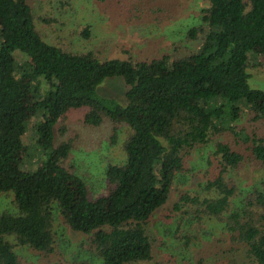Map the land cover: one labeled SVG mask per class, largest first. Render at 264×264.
Masks as SVG:
<instances>
[{"label":"trees","instance_id":"16d2710c","mask_svg":"<svg viewBox=\"0 0 264 264\" xmlns=\"http://www.w3.org/2000/svg\"><path fill=\"white\" fill-rule=\"evenodd\" d=\"M202 1L199 20L185 32L191 47L177 45L145 59L101 60L92 50L46 41L28 0H0V192L12 193L18 210L0 212V264H23L17 246L51 254L56 214L72 231L88 235L89 248L103 264L150 261L153 241L144 231L167 201L165 187L187 171L193 149L209 145L214 150L205 159L214 174L199 184L206 195L184 192L176 209L203 233L206 221L222 227L214 240L225 244L226 264H264V180L242 191L225 176L248 161L264 174V101L256 105L264 91L250 85L257 80L251 69L264 70V0ZM128 3L96 0L104 12L124 19L170 20L157 14L169 12L165 3L147 9ZM76 33L92 40L90 24ZM111 77L123 79L124 103L98 92ZM209 87L212 93L205 96ZM26 92L35 96L30 108L37 121L31 128ZM70 110L81 112L86 126L129 127L124 161L105 167L106 196L91 197L85 181L65 164L72 140L56 144V127ZM29 129L41 162L35 168L13 166ZM166 161L170 168L164 170ZM137 231L142 238L133 241Z\"/></svg>","mask_w":264,"mask_h":264},{"label":"rangeland","instance_id":"374dc122","mask_svg":"<svg viewBox=\"0 0 264 264\" xmlns=\"http://www.w3.org/2000/svg\"><path fill=\"white\" fill-rule=\"evenodd\" d=\"M117 1L121 4L127 3L128 6L130 0ZM134 1L142 9L154 6L158 2L165 3L169 12L157 14L169 17L170 20L157 24L147 22L148 16H144L143 21L124 19L122 16L115 15L116 11L104 12V9L96 5V0H28V3L36 16V28L46 41L64 45L73 51L92 50L101 60L127 56L133 59H145L162 51L171 50L177 45L183 48L191 47V43L185 40V32L199 20V13L205 7V2L202 0H144V5L142 0ZM86 23L91 25L93 34L89 42L78 37L76 33L78 27ZM263 71L261 74L256 69H251V73L257 80L256 83L250 84L253 88L262 91H264ZM38 83L35 82L36 85ZM39 86V91L44 89L43 85ZM97 90L100 94L115 98L120 103L125 102V84L121 77L106 78ZM211 93L212 88L209 87L204 95L208 96ZM32 97L35 98L32 92L23 94V99L28 106L26 119L29 128L33 127L37 121V117L33 115L30 108ZM263 101L259 98L256 105L262 104ZM243 122L244 120L240 121V123ZM128 133L129 127L123 122H118L116 125L104 122L99 126H86L82 121V113L75 110L68 111L65 119L58 123L56 144L72 140L73 146L65 164L85 181L91 197L107 195L105 167L110 163L124 161L122 144ZM113 134H116L115 137ZM35 139L29 129L23 138L24 145L18 149L11 162L13 166L35 168L41 162L40 155L34 149ZM213 150L212 145L202 150L193 149L186 163L187 171L176 173L172 182L165 187L167 201L155 212L144 231L153 241V257L150 261L139 264L227 263L230 255L224 253L225 244L221 245L214 240L216 236L222 234V227L212 220L206 221L202 226L205 229L203 233L198 224L195 225L192 220H188L176 209L184 192H198L203 196L206 195L199 184L214 174L211 170L208 172L205 159L212 154ZM28 151L32 154L30 157L26 155ZM167 168H170V165L166 161L164 170ZM225 176L232 178L242 191L249 190L254 185L258 187L264 180V174L250 161L241 168L228 171ZM263 185L262 183L261 186ZM170 208L175 216L168 219L170 214H173L169 212ZM2 211L18 213L10 192H0V212ZM52 229L55 244L51 254L43 256L27 247H16L23 264H77L81 261H87L89 264H103L89 248L88 235L72 231L57 214ZM142 235L140 231H137L130 236L133 241H137L142 238ZM185 236L193 238L188 241ZM9 239L15 242L12 237Z\"/></svg>","mask_w":264,"mask_h":264}]
</instances>
